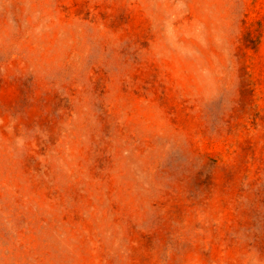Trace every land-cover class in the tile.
<instances>
[{
    "label": "rangeland",
    "instance_id": "obj_1",
    "mask_svg": "<svg viewBox=\"0 0 264 264\" xmlns=\"http://www.w3.org/2000/svg\"><path fill=\"white\" fill-rule=\"evenodd\" d=\"M0 264H264V0H0Z\"/></svg>",
    "mask_w": 264,
    "mask_h": 264
}]
</instances>
